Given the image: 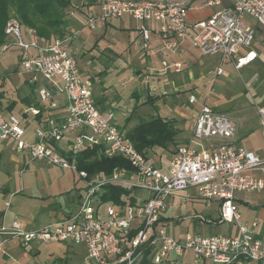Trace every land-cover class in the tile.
Instances as JSON below:
<instances>
[{"label": "built area", "instance_id": "2783aa9c", "mask_svg": "<svg viewBox=\"0 0 264 264\" xmlns=\"http://www.w3.org/2000/svg\"><path fill=\"white\" fill-rule=\"evenodd\" d=\"M220 4L221 0H206L200 6ZM81 5L80 23L91 30L96 29L97 21L106 24L109 18L127 16L135 21L138 38L133 44L145 54L168 51L179 52V56L182 43L188 42L201 55L216 58V67L204 74L211 85L224 74V61L241 69L258 57L253 47L255 24L264 28V0H232L193 22L188 20L189 6L179 0H100ZM3 34L7 41L0 44V52L18 47L20 66L33 73L29 81L34 83L39 75L50 88H40L37 105L20 115L0 103V142H14L17 150L26 153V163L38 160L74 172L79 184L78 209L48 225L30 228L18 219H5L4 213L0 218L1 254H7L12 243L23 248L60 243L82 245V264H138L146 250L152 264H264L259 224L242 220L236 202L237 193L264 187V106H256L263 138L259 152L239 143L235 121L213 109L193 89L188 103L199 109L191 119L187 141L176 146L169 153L168 165L161 167L134 147L113 110L99 109L90 80L82 78L76 59L63 45L69 38L43 40L34 28L14 17L6 20ZM170 66L182 70L183 59L161 62L162 70ZM42 108H60V112L41 116ZM28 114L34 119L40 116L32 134L24 124ZM86 150L95 151L98 158L121 156L131 168L89 175L77 165V156ZM107 185L131 191L119 203L105 201L102 194ZM135 190L146 194L137 198L132 194ZM186 190L195 191L206 207L216 203L219 221L233 223L235 232L200 235L188 231L180 238L169 236L166 202ZM9 205L10 201L4 203L5 210ZM11 264L20 263L12 259Z\"/></svg>", "mask_w": 264, "mask_h": 264}, {"label": "rangeland", "instance_id": "374dc122", "mask_svg": "<svg viewBox=\"0 0 264 264\" xmlns=\"http://www.w3.org/2000/svg\"><path fill=\"white\" fill-rule=\"evenodd\" d=\"M99 1L100 0H71V5L68 8L67 17L71 27L67 29L68 34H66V36L73 40L71 44L65 41L63 43L64 47L67 49L70 47L75 54L81 49L90 50V54L87 55L89 58L91 55H94V61L100 54L108 56L111 61H113L112 66L107 69L106 77L103 80L101 78L104 76V70L96 73L94 67L87 66V56H85L81 58L78 63L81 76L87 77L86 75L89 72L92 75V77H90L92 81L96 80L98 82L103 80L104 82L107 81V83L109 81L111 84V89L108 94L109 97L112 98L118 94L120 100L121 107L115 110L117 123H126V129L132 128L140 121L156 117L155 115L157 114L162 116H173L177 118V122H181V125H184L182 122L185 119L182 118L183 116H181V113L189 111V105L187 103L189 90L187 88L190 86L189 84L194 83V80L191 82L186 80L187 69H184L187 66L186 62L183 63V68L180 71H174L171 66L162 70L161 62L164 60L171 63L172 55L168 51H164L163 53L153 51L149 53L151 63H149V59L148 63L150 65L147 64L145 59L147 54L144 55L145 53L140 50V47L137 45L134 46L133 44L135 40H133L132 36H135V32H137L136 26H133L134 29L120 28L121 22L125 25L128 24L129 17L127 16L121 17L120 19L109 18L108 21H112L114 27L111 26L106 30L103 28L105 24L97 21L95 30H91L85 26L73 37V32L75 29L79 28L81 24L77 19V16H80L79 14L83 10L81 4L88 6L96 4ZM179 1L189 6L187 16L190 22L207 17V11L203 8L204 6H200L201 3L206 0ZM229 1L231 0H221L223 4ZM132 23L133 25L136 24L133 20ZM255 28L257 30V35L253 47L257 49L258 57L241 69H235L230 61H224L222 63L224 74L218 76L209 90H207V86L204 85L203 87L205 90L202 91L203 95L201 94L200 96L208 100L209 105L216 111L227 113L235 121L238 134H251L250 138L253 147L258 149L263 145L260 119L256 111V106H264V53H262V46H264V28L256 24ZM5 40L4 38L3 42ZM128 45L130 47L129 49L127 48ZM190 47V53L196 61V64L191 68V71L195 73V78H197V74L200 71L206 72L216 67L218 63L216 58L201 55L191 45ZM19 53V48L14 45L10 46L6 51L0 52V91L3 92L1 103L2 105H6L10 101H16L12 111L17 115H20L29 103L31 104L39 100L38 90L40 88H50L48 81L42 79L39 75L36 77L37 81L34 83L29 81L33 73L22 69L19 62ZM85 53L86 52H83V54ZM156 71L162 72L160 73L162 75L158 77L159 79L153 76ZM139 73L140 75L138 76ZM136 76L139 78H136ZM150 76L153 82L151 80L149 81ZM92 81L91 87L94 89L96 83ZM103 81L99 82V85L102 84L101 87L97 86L101 91H105L110 87L107 85L103 86ZM148 81L149 85L145 86V83H148ZM152 85L156 87L153 95L150 94L153 87ZM146 88L150 93H146ZM163 89L166 90L167 93H162ZM136 93L139 94V96H134ZM121 94L123 96H121ZM149 98L152 99L146 102ZM24 100L29 102L26 103ZM191 119L189 126L191 124ZM24 124L29 134H32L35 129V124L31 115L24 118ZM253 131L254 133H252ZM187 132L186 130L179 131L182 138L188 134ZM186 141L187 138L178 139L173 147ZM10 142L11 141H8L9 145L0 142V147L3 148L2 157L0 158V186L4 185L11 191L14 189H18L19 191L20 187L19 193H12L10 196V202L14 210L13 216H16L20 220L23 219L26 221L30 219L36 221L38 224H46L61 219L62 217L60 215H67L70 212L76 211L78 209L76 191L72 190L70 193L64 194L59 193L60 189H62L61 182L63 181L61 172L69 173L70 176L74 178V181H76V174L58 166L52 165L54 167H51L41 165L36 161L31 162L26 169L24 168L21 174L19 172L15 173L11 169L9 155L10 153H14L12 149L14 142ZM152 154L158 156L157 151ZM162 154L157 165L166 167L168 165V154L166 152ZM153 155L149 154V158ZM7 172H9V174H6ZM45 180L51 183L49 185V190L46 188L48 184ZM49 191L51 195H55L56 197L50 206H46L41 195L49 193ZM29 194L33 197L27 196ZM132 194L140 198L144 197L146 193L143 190H135ZM8 195L9 194H7V196ZM237 195L243 196L256 206V209H252L242 204L240 213H242V216L245 215L246 207L248 212H251L249 214L251 217L259 218L263 223L262 230L264 234V206L261 205L264 203V190L251 193H239ZM3 196L4 195L0 193V199L3 198ZM166 203L167 205L164 210V216L166 217L165 229L169 236L180 238L188 231L199 233L200 235H230L234 233L231 223L214 222L210 224L207 223L204 218L202 219V217L208 218L209 212L206 209L205 200L198 197L195 191H181L178 194L170 196ZM103 207L104 206H102L101 209ZM215 213L214 211L211 215L214 216ZM20 248L26 251L30 249L29 247ZM49 249H52L49 245H43L41 247L42 253L39 257H36V262L44 263V252H48ZM75 251L76 254L72 257V260L79 264L82 261L85 250L81 245V247L76 248ZM18 254L17 251L12 253L14 259H18ZM0 264H3V262H0Z\"/></svg>", "mask_w": 264, "mask_h": 264}, {"label": "crops", "instance_id": "0c3cea01", "mask_svg": "<svg viewBox=\"0 0 264 264\" xmlns=\"http://www.w3.org/2000/svg\"><path fill=\"white\" fill-rule=\"evenodd\" d=\"M232 1V0H231ZM231 1H229L228 3H226V4H223L222 2H221V4L220 5H218V6H212V7H209V6H204L203 8L207 11L206 12V16H208L209 14H211L213 11H216V10H218V9H220L222 6H226V5H228V4H230L231 3ZM217 7V8H216ZM199 8V7H198ZM214 8H216V9H214ZM202 9V8H201ZM80 16H77V19H78V21L80 22V20H81V18H82V14H79ZM120 19V18H119ZM129 19V22H128V24L127 25H125L124 23H122L121 22V25H120V28L121 29H134V27L133 26H136V24H134L133 25V23H132V20L130 19V18H128ZM110 23H106L105 25H104V29L106 30L107 28H109V27H114L113 26V23H112V21H109ZM83 27H85V26H83L82 24H80V27L79 28H77V29H75V31H74V29H73V33H74V36L73 37H75V35L81 30V28H83ZM133 27V28H132ZM135 32V31H134ZM132 38H133V40H135V39H137L138 38V32H135V36L133 35L132 36ZM72 40L73 39H68V42L71 44V42H72ZM157 41H156V38H154V37H152V44H153V46H156L157 45ZM130 45V44H129ZM129 45H128V49L130 48L129 47ZM134 46H136V45H134ZM190 49H191V47H190V44L188 43V42H183L182 43V46H181V53H180V55L178 56V53L177 54H173V53H171V55H172V61H174V60H176L177 58H182L183 59V63H185L186 62V64H187V66H186V68H184V69H187V74H186V76H187V79L186 80H188L189 82H191V81H193L194 80V83H192V84H189L190 86H188V90H189V94L192 92V90L193 89H197V91H198V97L199 98H202L200 95L202 94L203 95V93H202V91L203 90H205V88L203 87L204 85H206L207 86V90H209V88L211 87V84H210V81L208 80V78H204V74L206 73V72H199L197 75V78H195V73H193L192 71H191V68L193 67V65H195L196 64V61H195V59H194V57H193V55L190 53ZM68 50L71 52V54L74 56V58L76 59V61H77V65H78V63H79V61L81 60V58H83V57H85V56H87L86 57V64H87V66H90V67H94L95 69H96V73L97 72H100L101 70L104 72L103 73V75L104 76H102L103 78H101V79H103L104 80V78L106 77V73H107V69L110 67V66H112V64H113V61H111V59L108 57V56H105L104 54H100V55H98L97 57H96V60L94 61L93 59L95 58L94 57V55H91V57L89 58L88 57V55L87 54H90V50H86V49H81L80 51H78L76 54L71 50V48L69 47L68 48ZM86 50V51H85ZM83 52H86L85 54H83ZM153 52V51H152ZM149 53L150 52H148V53H146V54H144V55H146L145 56V59H146V63L147 64H149V63H151V59H150V57H149ZM149 59H150V61H149ZM217 60V59H216ZM148 61H149V63H148ZM171 61V62H172ZM103 65H106V66H103ZM150 65V64H149ZM78 68H79V66H78ZM79 71H80V69H79ZM82 71V70H81ZM160 73H162V72H160V71H156L155 72V74H153V76L157 79L158 77H160V75H162V74H160ZM86 75V74H85ZM140 75V73L138 74V76ZM87 77H84L83 75H82V78H84V79H90V77H92V75L88 72L87 73V75H86ZM138 76H136V78H139ZM152 76V77H153ZM159 79V78H158ZM30 80V79H29ZM103 80H100V81H103ZM144 80H146V79H144ZM152 81L153 82V80H152V78H151V76H150V78H149V81ZM92 80L90 79V82H91ZM100 81H92L93 83H96V86H95V88L93 89L92 88V92H93V97H94V99H95V101H96V103H97V105H98V107H99V109L101 110V111H107V110H113L114 111V113H115V117H116V111L115 110H118L121 106H120V100H119V98H118V94H117V96H115V97H112V98H110L109 97V91H110V89H111V84L109 83V81H108V83H107V81H103L104 83H103V86H110L108 89H106L105 91H101V90H99L98 88H97V86H99V87H101L102 86V84H100L99 85V82ZM149 81H148V83L146 82L145 83V86H148L149 85ZM92 84V83H91ZM153 87H154V89L152 90V91H148V89H147V91H146V93H150L151 95H153L154 93V91L156 90V87L154 86V85H152ZM116 90V89H115ZM114 91V90H113ZM119 93V92H118ZM135 93V92H134ZM162 93H167V91L166 90H164L163 89V91H162ZM149 94V95H150ZM2 96H3V92L2 91H0V103H1V98H2ZM121 96H123L122 94H121ZM134 96H139V94H134ZM24 102H29V101H27V100H24ZM15 103H16V101H10V102H8L6 105L4 104V105H2V103H1V105L4 107V108H6L8 111H12V108L14 107V105H15ZM37 103H38V100H36V101H34V103H29L28 104V106L26 107V108H28V107H30V106H36L37 105ZM134 103V102H133ZM188 103V102H187ZM188 105H189V111H187V112H182L181 114V116H183L182 118L183 119H185L182 123H184V125H181V122H175V126H176V128H178L179 129V131H181V130H186V132H187V128H189V123H190V119L192 118V117H194L195 115H196V113L198 112V107H199V105H192V104H189L188 103ZM134 106V105H133ZM26 108H25V110H26ZM24 110V111H25ZM45 110V108H42L41 109V111H42V115L41 116H46L47 114H49V113H52V112H54V113H58V112H60V108L59 109H56V110H46V111H44ZM23 111V112H24ZM13 112V111H12ZM22 112V113H23ZM21 113V114H22ZM155 116H160V117H166V118H175V117H173V116H162V115H159V114H157V115H155ZM26 117H29V114L26 116ZM40 117V116H39ZM39 117H37V118H33L32 116H31V118H32V120L34 121V124H35V126L38 124V122H39ZM175 119H177V118H175ZM116 121H117V117H116ZM126 124V123H125ZM125 124H120L121 126H123L124 127V129H125V131H127L128 129H126L125 128ZM189 130V129H188ZM238 131V130H237ZM246 131V130H245ZM251 132V131H250ZM188 133V132H187ZM186 133V134H187ZM252 133H254V131L252 132ZM258 133V132H257ZM181 133H179L178 132V134H177V136H176V140H175V143L174 144H176V141L179 139H185V138H188V134L187 135H185V136H183V138L181 137V135H180ZM250 135L251 134H247V133H245V135H240V133L238 134V132H237V134H236V138H237V140H238V142L239 143H241L242 145L243 144H245V145H243V146H245L247 149H251V150H254V151H262V149H263V145H262V147H260V148H254L253 147V143L251 142V138H250ZM12 142V141H11ZM10 142V143H11ZM4 144L6 145V144H8V141L7 142H4ZM174 144L172 145V146H170L168 149H166V150H159V151H157V153H158V156H156L155 154L153 155L152 153H150L151 155H153L151 158H150V160H152V161H154L155 163H159V160H160V157L163 155L162 153L163 152H166L167 154H168V157H169V153L176 147V146H178V144L177 145H175V147H173L174 146ZM9 145V144H8ZM13 151H14V153H10L9 155H10V166H11V169H12V171H14L15 173H22L23 172V170H24V168L26 169L29 165H30V163L31 162H34V161H36L37 163H39V164H41V165H45V166H51V167H54V166H52V165H49V164H46V163H44V162H42V161H38V160H34V161H31V162H29V163H26V153L24 152V151H19V150H17L16 149V147H15V144H14V146H13ZM2 151H3V148H1L0 147V158L2 157ZM148 155V157H149V154H147ZM5 164V163H4ZM38 164V165H39ZM40 165V166H41ZM57 169H59V168H57ZM60 170V169H59ZM62 171V170H61ZM20 173V174H21ZM6 174H9V172H7ZM61 174H62V178H63V181L61 182V184H62V189H60V194H64V193H70L72 190H74V191H76V194H77V188H78V182H77V180L76 181H74V178H72L71 176H70V174L69 173H66V172H61ZM45 182L48 184V186L46 187L47 188V190H49V185L51 184V183H49V181H47V180H45ZM61 188V187H60ZM22 190V189H21ZM262 190H264V187H263V189ZM0 193H2L4 196H7V194H9L7 197H4L3 196V198H1L0 199V218H1V216L5 213V219H7V220H11V219H18L16 216H13L14 215V210H13V208H12V203L10 202V205H9V207L5 210V206H4V203L6 202V201H10V196H11V194L13 193V194H16V193H19V191H20V187H19V191H18V189H14V190H10L9 188H7V187H5L4 185H2V186H0ZM245 193H251V192H245ZM237 194H239V193H237ZM236 194V202H237V204H238V206H239V210H240V212H241V205L242 204H245V206L246 207H250V208H252V209H256L255 207L256 206H254V204H252V203H250L249 201H248V199H246V198H244L243 196H241V195H237ZM27 196H29V197H33L31 194H29V195H27ZM42 196V200H44V202L46 203L45 205L46 206H50L51 205V203L55 200V195H51L50 194V191H49V193H44V195H41ZM77 196V195H76ZM262 206H264V203L263 204H261ZM246 207H245V215H243L242 216V213H240L241 214V218H242V220H244V221H246V222H249V221H252V220H257V222H258V224H259V226H258V234L261 236V237H264V234H263V230H262V227H263V223H262V221H260V219L259 218H257V217H251L249 214L251 213V212H248V210L246 209ZM207 209V211L209 212L208 213V215H209V217L207 218V217H203L204 218V220L207 222V223H210V224H213L214 222L215 223H223V222H220L219 221V208H218V205L216 204V203H213L211 206H209V207H207L206 208ZM216 212L215 213V215L214 216H212L211 215V213L212 212ZM61 217H63L64 215H60ZM18 220H20V219H18ZM20 221H22L23 223H25L27 226H29L30 228H36V227H41V226H45V225H48V224H50V223H46V224H38V223H36V221H34V220H30V219H28V220H20ZM232 224V228H233V232H235V226H234V224L233 223H231ZM232 232V233H233ZM43 245H45V244H33L32 246H29V251H26L25 249H21L20 248V246L17 244V243H12V244H9L8 245V247H7V254H1L0 253V262H3V264H11V260L13 259V260H17L20 264H77L75 261H73L72 260V257L73 256H75V254H76V251H75V249L76 248H80L81 246H70V245H65V244H60V243H50V244H46V245H49V247L50 248H52L51 250L49 249L48 250V252H44V263H41V262H36V257H39L40 256V254L42 253V251H41V247L43 246ZM14 251H17L19 254L17 255V257H18V259H14V257H13V255H12V253H14ZM85 252V251H84ZM83 259H84V255H83V257H82V261L79 263V264H82L83 263ZM189 261H187V263H188ZM245 264V263H244ZM249 264V263H248Z\"/></svg>", "mask_w": 264, "mask_h": 264}, {"label": "trees", "instance_id": "16d2710c", "mask_svg": "<svg viewBox=\"0 0 264 264\" xmlns=\"http://www.w3.org/2000/svg\"><path fill=\"white\" fill-rule=\"evenodd\" d=\"M70 5L71 0H0V44L3 42V29L9 17L16 18L24 26L34 28L43 40H49L56 36H58L57 38H67V29L71 27L67 17ZM151 99L149 98L146 102ZM175 122V118L152 117L136 123L126 131V136L132 141L134 147L144 154L166 150L175 143L179 132ZM77 165L79 169L87 171L89 175L98 172L108 174L116 167L131 168L130 164L121 156L98 158L93 150L80 153L77 156ZM130 191L124 187L107 185L102 199L119 203L120 197L129 194ZM138 264H152L149 260V250L144 252Z\"/></svg>", "mask_w": 264, "mask_h": 264}]
</instances>
